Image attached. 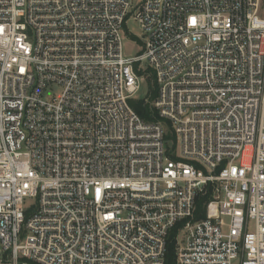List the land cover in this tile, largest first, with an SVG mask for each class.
Listing matches in <instances>:
<instances>
[{
  "label": "built area",
  "instance_id": "1",
  "mask_svg": "<svg viewBox=\"0 0 264 264\" xmlns=\"http://www.w3.org/2000/svg\"><path fill=\"white\" fill-rule=\"evenodd\" d=\"M174 229L264 264V0H0V264H164Z\"/></svg>",
  "mask_w": 264,
  "mask_h": 264
},
{
  "label": "trees",
  "instance_id": "2",
  "mask_svg": "<svg viewBox=\"0 0 264 264\" xmlns=\"http://www.w3.org/2000/svg\"><path fill=\"white\" fill-rule=\"evenodd\" d=\"M149 77H147L146 82L149 86V94L145 99H130L128 101L129 106L132 110L146 123H154L159 121L158 113L151 105L155 96L156 88L154 85L153 76L150 75L149 71L147 72ZM166 140H171L172 136L168 133L166 135ZM209 196H199L196 202V212L195 220L204 219V204L208 201ZM176 229H174L168 236L167 246H166V255L164 259V264H176V255H175V241Z\"/></svg>",
  "mask_w": 264,
  "mask_h": 264
},
{
  "label": "rangeland",
  "instance_id": "3",
  "mask_svg": "<svg viewBox=\"0 0 264 264\" xmlns=\"http://www.w3.org/2000/svg\"><path fill=\"white\" fill-rule=\"evenodd\" d=\"M132 6H136L140 0H129ZM124 29L126 31V33H128L129 35L138 38L140 35V28L138 23L133 19V17H130L129 19H127V21L125 22L124 25ZM123 55L124 57H135L139 51L141 50V47L139 46V44L134 41V40H130L126 37H124L123 39ZM56 93H58V91L60 92V89H55ZM149 94V86L148 83L146 81H142L140 83V87L138 92L135 94L134 99H145L147 98ZM168 146H171V144L167 143ZM31 202H34L33 200H31Z\"/></svg>",
  "mask_w": 264,
  "mask_h": 264
}]
</instances>
